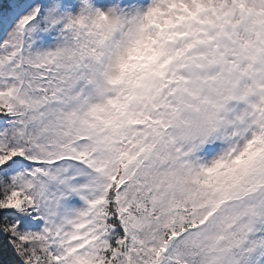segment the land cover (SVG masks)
<instances>
[{"label": "snow or ice", "instance_id": "1", "mask_svg": "<svg viewBox=\"0 0 264 264\" xmlns=\"http://www.w3.org/2000/svg\"><path fill=\"white\" fill-rule=\"evenodd\" d=\"M0 264H264V0H0Z\"/></svg>", "mask_w": 264, "mask_h": 264}]
</instances>
